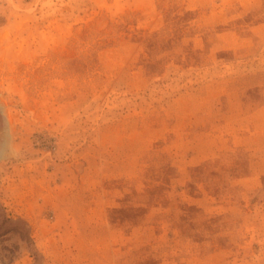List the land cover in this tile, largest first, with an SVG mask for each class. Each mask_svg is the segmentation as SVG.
Listing matches in <instances>:
<instances>
[{"label":"rangeland","instance_id":"rangeland-1","mask_svg":"<svg viewBox=\"0 0 264 264\" xmlns=\"http://www.w3.org/2000/svg\"><path fill=\"white\" fill-rule=\"evenodd\" d=\"M0 264H264V0H0Z\"/></svg>","mask_w":264,"mask_h":264}]
</instances>
